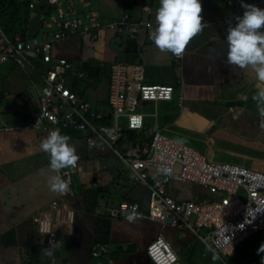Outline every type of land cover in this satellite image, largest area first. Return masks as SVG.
Returning <instances> with one entry per match:
<instances>
[{
	"label": "crops",
	"instance_id": "crops-1",
	"mask_svg": "<svg viewBox=\"0 0 264 264\" xmlns=\"http://www.w3.org/2000/svg\"><path fill=\"white\" fill-rule=\"evenodd\" d=\"M247 2L264 7V0ZM92 3L106 24L127 12L131 20L151 21L152 26L138 33L106 26L95 38L85 34L54 42L50 49L53 60L35 59L32 67L0 61V128L32 123L42 79L56 59L71 63L62 74L63 83L74 86L77 95L103 116L111 113L107 103L111 65L123 63L130 76L133 67L141 65L144 82L172 85L173 97L157 103L141 102L138 107L144 122L140 130H126L125 118L118 117L125 131L119 149L132 145L127 137L130 132L143 130L149 137L158 128L212 161L264 171V116L253 99L264 89V82L258 81L250 68L225 60L226 29L233 16L243 11L240 5H230L228 0H201V31L190 38L183 58L176 63L169 51L158 49L151 39L159 0ZM145 5L151 8L149 13L143 9ZM34 13L33 9L31 17ZM44 35L46 31L40 26L34 37L42 39ZM179 94L183 95L181 105ZM113 123L112 117L110 125ZM59 130L69 137L78 156L75 165L68 166L73 193L67 196L49 188L48 177L55 173L48 167V154L40 148L45 132L30 127L0 129V264H153L146 247L160 225L145 219L129 222L112 218L106 207L119 201H137L145 211L156 170H149L146 183L130 179L123 165L113 176L106 159L115 155L108 145L96 139L89 146L87 130ZM164 190L176 200L206 202L220 197L199 184L177 180L169 181ZM162 232L180 260L190 264L196 237L179 238L168 227ZM50 239L59 245L47 255L44 248ZM248 239L247 254L251 260L261 259L264 253L256 249L264 241V230ZM96 245L105 246L107 255L92 256Z\"/></svg>",
	"mask_w": 264,
	"mask_h": 264
},
{
	"label": "built area",
	"instance_id": "built-area-1",
	"mask_svg": "<svg viewBox=\"0 0 264 264\" xmlns=\"http://www.w3.org/2000/svg\"><path fill=\"white\" fill-rule=\"evenodd\" d=\"M38 0H31L34 8ZM54 6L49 13L40 16V26L46 31L42 39H22L19 34L10 37L0 26V61H10L25 68L33 66V60L52 61L50 54L54 42L76 36L89 35L95 38L104 27L119 31L138 33L152 26L151 21L131 20L125 12L109 23H104L93 9L92 0H48ZM230 5L239 6V0H228ZM143 9L149 13L147 5ZM85 13V15H84ZM188 43L179 55L172 53L176 63L183 58ZM71 68L63 58L54 60L46 70L37 97V112L29 125L4 126L2 130L32 128L43 130L45 135L53 130L70 127L89 132V146L100 139L112 150L130 179L147 182L149 170L153 181L149 188L147 209L143 211L137 201H119L106 207L109 217L133 221L145 219L160 225L158 234L148 243L146 255L153 264H187L180 260L170 240L162 232L165 227L173 229L179 238L196 236L217 256H230L236 246L252 233L264 230V171L241 164L212 161L196 148L164 133L158 128L152 131L149 141L135 142L127 149H119L118 143L125 135L118 124V117L125 118L129 131L143 127V114L139 104L144 101L157 103L171 100L174 88L169 84H148L143 80V68L135 65L130 76L123 63L111 65L107 103L112 111V125H98L103 115L89 101L82 99L62 81V74ZM82 73H79L81 76ZM181 105L183 95L177 97ZM164 167L170 172L162 171ZM62 179L67 180L63 195H71L72 176L70 167L59 170ZM171 180L196 183L211 194L220 197L198 202L193 199L176 200L164 190ZM132 215L129 220L128 216ZM103 245L92 249V256L107 255ZM248 264H261L253 259Z\"/></svg>",
	"mask_w": 264,
	"mask_h": 264
},
{
	"label": "clouds",
	"instance_id": "clouds-1",
	"mask_svg": "<svg viewBox=\"0 0 264 264\" xmlns=\"http://www.w3.org/2000/svg\"><path fill=\"white\" fill-rule=\"evenodd\" d=\"M243 11L233 16L229 22L225 37V60L230 65L250 68L258 81L264 82V7L239 0ZM201 0H159L155 11L156 26L151 39L160 50H167L179 55L185 49L190 38L201 31L202 16ZM253 99L257 101L258 110L264 116V89L258 90ZM264 125V121L261 122ZM40 148L49 156L48 167L54 170L48 177L49 188L53 191L63 192L67 187V180L62 179L59 170L75 165L78 156L69 137L62 134L59 129L51 130L40 142ZM163 172L170 169L164 167ZM133 217L130 214L128 219ZM59 245L57 240H49L44 248L47 255ZM257 253H264V241L256 249ZM215 259V253H213ZM264 264V256L261 257Z\"/></svg>",
	"mask_w": 264,
	"mask_h": 264
},
{
	"label": "trees",
	"instance_id": "trees-1",
	"mask_svg": "<svg viewBox=\"0 0 264 264\" xmlns=\"http://www.w3.org/2000/svg\"><path fill=\"white\" fill-rule=\"evenodd\" d=\"M29 2L31 0H0V26L6 35L12 37L15 34H19L22 39H27L28 24L33 12V8L29 7ZM33 62L36 63L35 60ZM96 123L98 125H110L112 123V111L96 121ZM151 134L152 132L148 137L141 130L139 132H130L127 137L132 142L131 144H134L135 142L149 141ZM247 240L248 238L243 241ZM242 242L236 246L233 253V256L237 257V264H242L243 261L250 259V256L245 252L247 245H242Z\"/></svg>",
	"mask_w": 264,
	"mask_h": 264
},
{
	"label": "rangeland",
	"instance_id": "rangeland-1",
	"mask_svg": "<svg viewBox=\"0 0 264 264\" xmlns=\"http://www.w3.org/2000/svg\"><path fill=\"white\" fill-rule=\"evenodd\" d=\"M128 175V173H127ZM196 237V236H195ZM249 240V239H248ZM243 241L242 245H247L245 252L247 253V247L249 245V241ZM213 251L203 244L197 237L195 240V250L193 254L189 258L190 264H237V257H234L233 254L230 256H217L215 254V259L213 258ZM252 259L250 257L249 260H245L242 264H248V262Z\"/></svg>",
	"mask_w": 264,
	"mask_h": 264
},
{
	"label": "water",
	"instance_id": "water-1",
	"mask_svg": "<svg viewBox=\"0 0 264 264\" xmlns=\"http://www.w3.org/2000/svg\"><path fill=\"white\" fill-rule=\"evenodd\" d=\"M53 4L49 3L48 0H39L34 6V15L30 18L28 24V38H33L40 29V16L49 13L50 9L53 8ZM75 91V87L70 88ZM107 168L110 170L113 176L118 174V167L122 165L121 161L115 157L106 159Z\"/></svg>",
	"mask_w": 264,
	"mask_h": 264
}]
</instances>
